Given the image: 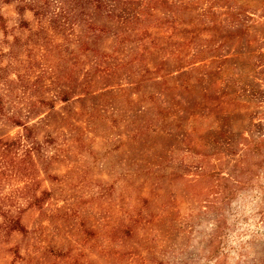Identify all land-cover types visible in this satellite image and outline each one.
<instances>
[{
  "label": "rangeland",
  "instance_id": "1",
  "mask_svg": "<svg viewBox=\"0 0 264 264\" xmlns=\"http://www.w3.org/2000/svg\"><path fill=\"white\" fill-rule=\"evenodd\" d=\"M34 2L0 0L4 113L34 126L0 120L30 155L0 264H264V0Z\"/></svg>",
  "mask_w": 264,
  "mask_h": 264
},
{
  "label": "trees",
  "instance_id": "2",
  "mask_svg": "<svg viewBox=\"0 0 264 264\" xmlns=\"http://www.w3.org/2000/svg\"><path fill=\"white\" fill-rule=\"evenodd\" d=\"M54 4V13L52 16L53 19H59V21L54 20L52 23L57 24L61 23L62 25H72L75 22V15L81 16L84 15L83 7L85 5L91 4L93 10L97 15L104 14L105 17L110 18V13L118 3L120 5H127L130 3V0H35L34 5H30L29 8L34 9L35 15H41L44 13L45 8L50 4ZM24 2L21 3L20 8H24ZM107 8V9H106ZM111 8V9H110ZM139 13V12H137ZM88 30H92L93 27L90 23L86 24ZM99 31H104L103 27L99 28ZM6 119L8 122H11L15 126H21L25 134L31 132L33 125L28 126L26 123L22 124L18 119L13 115H5L4 113V103L0 96V120ZM26 136V135H25ZM14 143H7L0 138V173L3 175L5 170H8L9 167L6 164L7 159L11 156L12 159L15 157L21 158L20 161L30 160V155L22 151L18 154L13 152ZM3 161L5 162L3 165ZM3 167V168H2ZM39 198L32 197V201H29L30 205H35L38 203ZM12 204V199L9 196L0 197V216L3 218L4 224L8 227H16V219L12 217L11 211L9 210ZM9 206V207H7Z\"/></svg>",
  "mask_w": 264,
  "mask_h": 264
}]
</instances>
